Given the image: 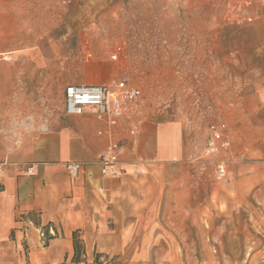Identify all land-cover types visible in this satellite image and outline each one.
I'll return each mask as SVG.
<instances>
[{
	"label": "rangeland",
	"instance_id": "rangeland-1",
	"mask_svg": "<svg viewBox=\"0 0 264 264\" xmlns=\"http://www.w3.org/2000/svg\"><path fill=\"white\" fill-rule=\"evenodd\" d=\"M52 2L65 13L12 47L32 56L0 66V148L66 126V85L112 78L140 89L119 131L127 163L145 122L178 123L185 145L146 177L132 162L156 196L141 195L132 222L102 247L76 231V257L72 233L69 263L264 264V0ZM214 130L229 146L206 156Z\"/></svg>",
	"mask_w": 264,
	"mask_h": 264
},
{
	"label": "crops",
	"instance_id": "crops-1",
	"mask_svg": "<svg viewBox=\"0 0 264 264\" xmlns=\"http://www.w3.org/2000/svg\"><path fill=\"white\" fill-rule=\"evenodd\" d=\"M52 1L0 0V66L32 56L12 47L30 41L27 30L34 24L45 28L55 9L64 10ZM69 117L62 128L23 136L18 145L0 148V163L5 164L0 181V264H70L76 231L104 246L106 239L119 237V223L132 222L141 195L156 196L154 184L136 183L132 162L146 177L154 164H166L185 153L178 123L145 122L133 141L137 161L127 163L121 149L115 175L102 176L97 161L106 145L99 134L104 126L89 115ZM69 162L82 165L76 178L67 172ZM28 165L34 167L33 176L25 174ZM110 222L114 227L108 226ZM40 231L48 241L44 247Z\"/></svg>",
	"mask_w": 264,
	"mask_h": 264
},
{
	"label": "built area",
	"instance_id": "built-area-1",
	"mask_svg": "<svg viewBox=\"0 0 264 264\" xmlns=\"http://www.w3.org/2000/svg\"><path fill=\"white\" fill-rule=\"evenodd\" d=\"M120 48H117L110 55L112 61H116L119 56ZM64 113L67 116H92L97 122L104 126L100 135L106 138V145L103 153L100 155L97 164L102 176H113L116 173L120 162L121 139L119 131L122 123L129 118L133 107L137 105L140 97V89L129 83L125 78H112L104 83H78L68 84L63 90ZM135 126H130L129 133L134 134ZM205 145V155L215 157L220 150H225L229 146L227 141H219L220 134L212 131ZM219 141V142H218ZM19 144V139L13 140V145ZM4 163H0V181L4 175ZM81 164L78 162H69L66 165L67 172L71 178H76L80 172ZM25 174L33 176L35 170L33 165H28ZM215 174L220 179L227 177V170L220 162L215 165ZM40 239L43 244L44 232L40 231Z\"/></svg>",
	"mask_w": 264,
	"mask_h": 264
},
{
	"label": "trees",
	"instance_id": "trees-1",
	"mask_svg": "<svg viewBox=\"0 0 264 264\" xmlns=\"http://www.w3.org/2000/svg\"><path fill=\"white\" fill-rule=\"evenodd\" d=\"M76 233V232H75ZM75 233H73V249H74V253H75V256L77 257V248H78V242H77V239H76V236H75Z\"/></svg>",
	"mask_w": 264,
	"mask_h": 264
},
{
	"label": "bare ground",
	"instance_id": "bare-ground-1",
	"mask_svg": "<svg viewBox=\"0 0 264 264\" xmlns=\"http://www.w3.org/2000/svg\"><path fill=\"white\" fill-rule=\"evenodd\" d=\"M11 54V53H10ZM7 55V54H6ZM5 59V58H4ZM6 59H9V55L6 57Z\"/></svg>",
	"mask_w": 264,
	"mask_h": 264
}]
</instances>
